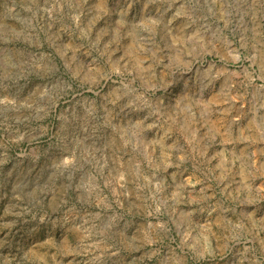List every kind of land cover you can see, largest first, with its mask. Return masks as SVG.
Segmentation results:
<instances>
[{"label": "rangeland", "instance_id": "1", "mask_svg": "<svg viewBox=\"0 0 264 264\" xmlns=\"http://www.w3.org/2000/svg\"><path fill=\"white\" fill-rule=\"evenodd\" d=\"M0 264H264V0H0Z\"/></svg>", "mask_w": 264, "mask_h": 264}]
</instances>
